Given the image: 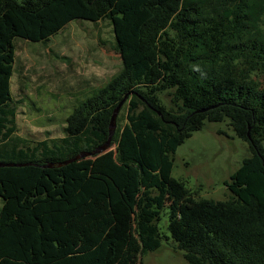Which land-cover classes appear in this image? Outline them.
<instances>
[{
    "label": "trees",
    "instance_id": "1",
    "mask_svg": "<svg viewBox=\"0 0 264 264\" xmlns=\"http://www.w3.org/2000/svg\"><path fill=\"white\" fill-rule=\"evenodd\" d=\"M108 20L122 69L66 119L65 135L12 139L15 38L46 42ZM170 98L169 106L161 95ZM126 123L106 142L125 97ZM227 119L251 156L227 201L196 199L173 155ZM0 264H141L163 240L186 264H264V0H0Z\"/></svg>",
    "mask_w": 264,
    "mask_h": 264
},
{
    "label": "rangeland",
    "instance_id": "2",
    "mask_svg": "<svg viewBox=\"0 0 264 264\" xmlns=\"http://www.w3.org/2000/svg\"><path fill=\"white\" fill-rule=\"evenodd\" d=\"M15 62L10 79L15 123L12 139L27 143L62 138L66 119L92 92L105 86L122 69L108 20H73L46 42L15 38ZM169 96L161 101L169 106ZM126 107L116 117V129L126 123ZM225 119L204 122L200 131L178 146L173 155L172 178L184 182L196 199L227 201L230 176L251 156ZM115 134V131H114ZM114 136V135H113ZM113 138V137H112ZM1 207V201H0ZM168 211L160 215L161 247L141 257V264H186L167 230Z\"/></svg>",
    "mask_w": 264,
    "mask_h": 264
},
{
    "label": "water",
    "instance_id": "3",
    "mask_svg": "<svg viewBox=\"0 0 264 264\" xmlns=\"http://www.w3.org/2000/svg\"><path fill=\"white\" fill-rule=\"evenodd\" d=\"M126 97L127 96H125L118 103V105L115 107V109L113 110L112 116L110 118L109 126H108V137H107L106 142L103 143L101 146L97 147L96 149H94L92 152H82V153L78 154L73 160L65 161V162L59 164V166H61L62 164H67V163L75 161V160H79L81 158L101 155V154H103L109 150L111 140H112V137L114 135L115 128H116V117H117L121 107L123 106V104L126 100ZM28 165H30V164L0 163V168H2V167H25Z\"/></svg>",
    "mask_w": 264,
    "mask_h": 264
}]
</instances>
